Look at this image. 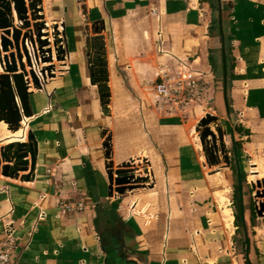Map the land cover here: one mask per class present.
Segmentation results:
<instances>
[{
    "label": "crops",
    "instance_id": "0c3cea01",
    "mask_svg": "<svg viewBox=\"0 0 264 264\" xmlns=\"http://www.w3.org/2000/svg\"><path fill=\"white\" fill-rule=\"evenodd\" d=\"M54 3L65 26L67 71L52 88L30 96L35 177L25 182L29 170L17 179L0 170V236L12 223L20 246L15 264H263L247 240L249 208L241 211L239 235L233 190L237 165L241 169L254 156L264 160V0ZM129 16L130 46H118L114 24ZM96 22L104 30L95 32L101 29ZM89 44L106 62L110 116L103 115L90 83ZM169 57L202 71L206 83L202 105L178 115L152 105L156 71ZM217 100L222 112L212 106ZM119 103L130 108L125 115L117 111ZM207 114L229 136L233 168L210 165L197 150L192 130ZM105 136L115 167L149 160L154 220L153 214H135L141 209L130 197L108 196ZM9 144L0 142V148ZM5 165L1 161L0 168ZM227 189L231 228L217 199ZM68 201L85 207L57 216L58 203Z\"/></svg>",
    "mask_w": 264,
    "mask_h": 264
},
{
    "label": "water",
    "instance_id": "95a60500",
    "mask_svg": "<svg viewBox=\"0 0 264 264\" xmlns=\"http://www.w3.org/2000/svg\"><path fill=\"white\" fill-rule=\"evenodd\" d=\"M30 1H32L30 4L34 7H37V4L40 3V0ZM25 5L26 4L24 0H0V47L3 52H8L12 49L15 50V53H10V61L7 57H4V61H0L1 66H3V62L5 63V66H3L5 72L16 71L18 64L21 63L22 55L20 53L19 47L20 41L21 46L24 49L25 41H31L30 30H28V32H25L22 35V29H27L30 27L28 26L30 25V22L25 21L27 13V8ZM13 9L17 12L20 21H22V29L13 28ZM100 24L101 29H95V32L104 30L103 22H96V25ZM38 26L39 25H37V30ZM10 28H12L13 30L10 31ZM63 28L65 29L64 24ZM9 36L12 37V41L8 39ZM63 36L64 48L60 45L61 39L56 38V44L59 45V55L57 57L59 61H65V57L67 56L65 32ZM89 48L91 53L88 54L90 83L91 85L96 86L98 89V96L103 115L110 116V91L108 88V72L106 69V62L103 60L102 56H100V52H94L93 44L92 46L91 44H89ZM25 54H27V52H25ZM21 67H23L22 64ZM26 82L27 81L24 80L23 75H14L12 76V79L9 75H0V122L4 121L6 124H8L9 129L12 131H17L19 129L22 118H30L33 116L30 106V96L32 93L27 91ZM33 82L36 88L42 89V86L35 77L33 79ZM16 97L20 101V108L18 107ZM217 121L218 119L215 116H211L209 114H207L203 119L200 120L198 124V130L202 128V132L199 135L200 142L203 148V152L205 153L206 159L210 163V165H215L220 162L219 153L221 151L225 164L229 166L230 158L223 142V138L225 135L224 131L218 126L215 127L216 131L218 132V137L221 141V147L219 146L218 148L216 137L214 133L210 130V125L214 124L216 126ZM208 136L212 137V147L206 146V139ZM103 148L105 150V172L108 181V196L113 197L114 194L124 196L127 191H132L134 189L133 185H135L136 183H138V181H141L142 179L135 177L134 173L131 172L130 167L126 168L130 161L117 166L116 170H114L110 138H107L106 141L103 143ZM37 153L38 142L31 131L28 132L27 142L11 143L7 146L0 148V164L1 161L10 164L0 168L2 175L5 177L17 179L18 172L29 170V174L23 176L21 180L25 182H32L35 177L34 171L36 166ZM25 158H29V160H24ZM237 170L239 174L240 167L238 165ZM238 180L241 192L240 197L242 199V187L240 177H238ZM129 184L130 186H128ZM263 184L264 181H257L255 184H251V188L253 190H256L257 188L261 189ZM255 195L258 199L263 198L264 190H256ZM255 212L259 217L264 215V200L260 201L258 206L255 207Z\"/></svg>",
    "mask_w": 264,
    "mask_h": 264
},
{
    "label": "rangeland",
    "instance_id": "374dc122",
    "mask_svg": "<svg viewBox=\"0 0 264 264\" xmlns=\"http://www.w3.org/2000/svg\"><path fill=\"white\" fill-rule=\"evenodd\" d=\"M31 2L32 1H30V0L26 1V5L28 7V10L34 11L32 13V16H31V12H30V18H31L32 21L30 22V25H28V26H30L31 28L29 27L30 29L29 28L24 29V31H26V32H28V30L31 31L30 36H31L32 45H30L31 46V50L28 49L30 57L34 58V60H38V57H39L38 55L39 54L36 53V52H38V50H36L35 48L33 49V45L35 46V44H38V45L40 44V39H39V37H41L40 31H42L43 28H44L43 30H45L47 32V34L45 36L53 37V40L55 41V43L47 42V44H46L48 46L49 45L51 46L52 50L50 49V51H49L50 55L52 54L51 51H53V53L56 54L55 62H53L55 64V66H51L52 68L48 67L47 69L39 70V68H38L39 67V63H38V65L36 63L38 70L36 72L35 71L31 72L30 70L27 69V67L29 66V63H25L24 64V69L25 70L20 75H23L24 80L27 81L26 84H27L28 92L37 93V92H40L41 89H38V88L34 87L35 89L33 88V89L30 90V83L34 84L33 78H32V73H34L36 75V77H39L38 80L44 86V90L45 91H47V89L49 90L50 88H52L57 83V80L59 78H61L62 75H63L61 73L62 71H59V70L62 69L60 67L63 64H60L62 62L58 61V59H57V57L59 55L58 54L59 45L56 44V40L58 39V37L56 36L57 39L54 37L55 33L57 35V32L59 31V28L57 27V24H59V22L61 20H60V17L58 15V10H57V8L55 6L54 0H40L39 1L40 3L37 4V7H34L31 4H29ZM38 8H40V9H38ZM37 15H40L38 18H40V20H42V22L39 23V24H36L37 20L34 17V16L37 17ZM28 19L29 18L27 17V13H26L25 21H28ZM28 24H29V22H28ZM37 25H39L38 26V30H37ZM56 28H58V30H54ZM114 29H115V32H116L117 45L121 46L122 44H125V45L130 46V16L127 19H124V20H122L120 22L115 23L114 24ZM22 34H24L23 31H22ZM46 45H44V46H46ZM35 53H36V58H35ZM50 58L52 60V56ZM218 66L216 64L215 70H216L217 74H219V72H220V68H218ZM45 71L49 72L50 74L52 73V75H50L49 78H47V77L45 78V76H44L45 75L44 74ZM2 74H3V72L0 71V75H2ZM112 80H113L112 81L113 86H118V84H117V82L115 80V77H113ZM93 88H95V87H93ZM38 98L41 100L42 97L40 96ZM120 102H122V101H120ZM125 106L126 105H121L120 103L117 106L118 107L117 111L121 115H125L130 110V108H127V110H128L127 111ZM212 106H213V108L216 107L219 112H222L221 105L218 102V100L216 102H213ZM195 107H197V106H195ZM30 119H31V117L29 118V122H30ZM219 125L220 124H218V127H219ZM195 128H197V127H195ZM220 128H222V127H220ZM194 130H192V136L194 137V141L196 142L197 150L202 152V154H203V149H202V145L200 143V138H199V135L202 132V128H200V130H197V131H196V129H194ZM215 132L216 133L214 135L216 137V142H217V145H218V148H219V146L221 147V141H220V139L218 137V132L217 131H215ZM106 136H105V138H106ZM0 142H2L3 144H9L10 143V142H7V141H2L1 138H0ZM223 142H224V144H226L225 147H226L228 153H230V155H229L230 164H232V168H233L234 165H235V158H234V154L232 152V148H231L232 144H231V141L229 139V136L224 135ZM206 146H209V147L213 146L212 137L211 136L207 137ZM219 157H220V165L219 166H222V168H227V165L224 163V158H223V154L221 153V151L219 153ZM254 157L249 158V161L247 160L248 161V165L246 164L243 167H241V169H240V172L243 173V176L245 177V182L247 184V186H245V188L242 189V196H243L242 201H243V204L241 202L240 197H238L237 189L235 188L233 190V192H234V194L236 196V206L235 207H236L237 217H238V221H239V225H240V231H239V235L240 236H241V234H243V220H242V217H241L242 209H243V211H247L248 208L251 210L252 207H253L252 205H254V207H256V206H258L257 204H259L260 201L264 200V199H260V198L258 199L256 197V195H255L256 194V190H258V191L264 190V184L262 185L261 189L257 188L256 190H253L251 188V184H253V183L255 184L257 181H264V178L260 177L259 174H253L255 172L264 171V160L261 157H258V158H255V159H254ZM203 160H204V156H203ZM135 162L136 163L133 164V165H131V162H129V164L126 166V168L130 167V170H131L132 173H134L135 177L141 178L142 180L138 181V183L133 185L134 189L132 191H130V192L127 191V193L124 196L130 197L129 199L131 200L130 204H131L132 207L136 206L137 203H138V209H136V210L141 209V211L140 212H135V214L141 215L143 212H145V214H143V215L147 216V215L150 214V217H151V214H153L154 208H155L156 205L154 204V201H155L154 196H155V194H154V196H153V194L152 195L151 194L148 195L150 193L148 191V189H152V184H153L152 177H151V170H150V168H151L150 167V162H149L148 159H145L143 157L137 158L135 160ZM116 168L117 167L114 166V170H116ZM144 168L148 169V171L150 172L149 173L150 177H148V175H146L147 173H146ZM103 173H104V175L106 174L105 171ZM128 186H130V184ZM229 192H230L229 189H227L224 193H222L218 197L222 196L224 198L227 195L225 197V198H227ZM251 192H252V194H251ZM115 195L119 196L118 194H115ZM119 197H123V196H119ZM136 197H137V200L134 199ZM133 200H135V201H133ZM227 200H229V199L227 198ZM229 203H230V201H229ZM228 207L230 208L229 204H228ZM133 210H134V208L132 210H130V212H133ZM152 217L153 218L151 220H154V217L156 218V214H153ZM247 237H248L247 240H248L249 243H251L254 251L256 252L257 257L261 258V262L264 264V215L259 217V216H257V214L255 212V221H254L253 226H252L251 223H249L248 227H247Z\"/></svg>",
    "mask_w": 264,
    "mask_h": 264
},
{
    "label": "built area",
    "instance_id": "2783aa9c",
    "mask_svg": "<svg viewBox=\"0 0 264 264\" xmlns=\"http://www.w3.org/2000/svg\"><path fill=\"white\" fill-rule=\"evenodd\" d=\"M180 1L185 2L186 0ZM152 13L154 12L152 11ZM57 27L59 28V31L57 32V35L55 33L54 37L61 39L60 45L64 48L63 34L65 31L63 28V22L60 21L59 24H57ZM58 28H56V30H58ZM27 41L31 43V41L26 40L25 45H27ZM169 58V60L161 62L156 71L155 77L157 80L153 83L150 89L152 105L154 109L161 114L178 115L187 109L202 105L206 92V83L203 80L204 73L202 71L192 68L191 64L187 61H174L172 57ZM66 61L67 56L65 57V61H61L64 63L60 67L62 69L59 70L62 71V74L67 71ZM169 61H173V63L169 64ZM43 89L44 88L42 87L40 91L42 92ZM51 110L52 106L49 105L44 109V113H48ZM209 110L210 108L207 111ZM130 162L131 165L136 163L135 161ZM145 171L147 173L146 175L150 177V172L147 168ZM47 173L50 174L51 170L47 169ZM84 207L82 201L59 202L57 216L80 213ZM44 217L45 212L41 210L39 213V219L43 220ZM19 249V242L14 235L12 223L5 224L3 227V233L0 236V264H15L18 258Z\"/></svg>",
    "mask_w": 264,
    "mask_h": 264
},
{
    "label": "bare ground",
    "instance_id": "6f19581e",
    "mask_svg": "<svg viewBox=\"0 0 264 264\" xmlns=\"http://www.w3.org/2000/svg\"><path fill=\"white\" fill-rule=\"evenodd\" d=\"M26 1H25V4H26ZM25 6L27 8V16L29 17L28 21L31 22L32 20L30 18V12H31V16H32V13L34 11L28 10L27 5H25ZM38 16H40V15H37V17L34 16L35 19L37 20L36 21V24H39V23L42 22V20H40V18H38ZM12 19L14 20L13 21V28L22 29L21 28L22 27V21H20L17 12L14 9L12 10ZM43 29H42V31H40V35H41V37H39L40 44L39 45L38 44H35V46L33 45V49L35 48L36 50H38V52H36V53L39 54L38 55L39 56L38 57V60H34V58L30 57V54H29V50L28 49L31 50V46L30 45H32V43H30V42L27 41V45H25V49H24V48H22L21 41H20V46L19 47H20V50H21L20 53L23 55V57H22V60L23 61L21 60V63L18 64V66H17V70L14 71V72H5L4 67H3V66H5V63L3 62V66L0 65V71H2L3 74L9 75L11 77V79H12V76H14V75H20V74L23 73V71L25 70L24 69V64L25 63H29V66L27 67V69L30 70L31 72L32 71H35L36 72L38 70V68H39V70H44V69H47L48 67L49 68H52L51 66H55V64L53 62H55L56 54H54L53 51H51L52 54L50 55V52L49 51L51 49V46L50 45L49 46L46 45L47 42H53V43H55V41L53 40V37L45 36L47 34V32L45 30H43ZM9 30L12 31L13 29L10 28ZM54 30H56V29H54ZM22 31L24 33L26 32V31H24V29H22ZM8 39L12 41V37L11 36H9ZM44 45H46V46H44ZM0 50H1L0 61L1 60L4 61V57H7L9 59V61H10V53L14 52V49H12V50H10L8 52H3V50L0 47ZM25 52H27V54H25ZM36 53H35V58H36ZM51 56H52V60L50 58ZM36 63H37V65L39 63V67L38 68H37ZM21 64L23 65V67H21ZM60 64H64V63H60ZM44 74H45L44 75L45 78L46 77L47 78L50 77V73L49 72L45 71ZM34 77L37 80L39 78V77H36V75L34 73H32V78L34 79ZM38 82L40 83L39 80H38ZM40 85L43 87V85L41 83H40ZM34 87H35L34 84H31L30 83V90L33 89ZM27 91H28V88H27ZM16 101H17L18 107L20 108V102H19V99L17 97H16ZM210 128H211V131L215 134L216 133L215 132L216 130H215V127H214L213 124L210 125ZM28 132H29V118H25V117L22 118V121L20 123V127H19V129L17 131L10 130L9 127H8V124H6L4 121L0 122V138H1L2 141H7V142H10V143L24 142V141L27 140ZM131 161H135V160H131ZM253 174H259L260 177L264 178V171L255 172ZM128 192H130V191H128ZM225 197L224 198L222 196L218 197V203L221 206L222 211H223L222 214H223V219H224L223 221H224L225 225L228 228H231V224L233 222V215H232V212H231L230 208L228 207V204H229V200H227L228 197L227 198H225ZM260 199H264V197L263 198H260Z\"/></svg>",
    "mask_w": 264,
    "mask_h": 264
},
{
    "label": "trees",
    "instance_id": "16d2710c",
    "mask_svg": "<svg viewBox=\"0 0 264 264\" xmlns=\"http://www.w3.org/2000/svg\"><path fill=\"white\" fill-rule=\"evenodd\" d=\"M227 109H228V106H227ZM238 175V177H240V182H241V187H242V189L243 188H245V186H247V184H246V182H245V177L243 176V173H241V172H239V174H237ZM236 189H237V194H238V197H240V186H236ZM251 194H252V192H251ZM242 198H243V196H242ZM240 199H241V197H240ZM253 207H252V209H251V219H250V223L252 224V226H253V224H254V221H255V207H254V205H252ZM236 225L238 226V227H240V225H239V221H238V217H236ZM243 226H245L244 225V221H243Z\"/></svg>",
    "mask_w": 264,
    "mask_h": 264
}]
</instances>
